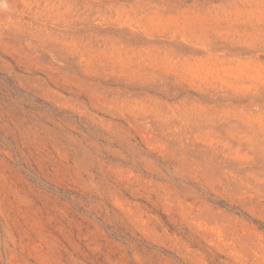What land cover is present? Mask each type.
<instances>
[{"label": "rangeland", "instance_id": "obj_1", "mask_svg": "<svg viewBox=\"0 0 264 264\" xmlns=\"http://www.w3.org/2000/svg\"><path fill=\"white\" fill-rule=\"evenodd\" d=\"M0 264H264V0H0Z\"/></svg>", "mask_w": 264, "mask_h": 264}]
</instances>
